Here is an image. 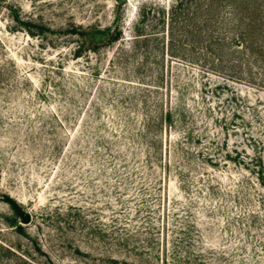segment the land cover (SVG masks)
Here are the masks:
<instances>
[{
    "label": "rangeland",
    "instance_id": "374dc122",
    "mask_svg": "<svg viewBox=\"0 0 264 264\" xmlns=\"http://www.w3.org/2000/svg\"><path fill=\"white\" fill-rule=\"evenodd\" d=\"M261 16L0 0V243L34 234L43 264H264V33L236 40Z\"/></svg>",
    "mask_w": 264,
    "mask_h": 264
},
{
    "label": "trees",
    "instance_id": "16d2710c",
    "mask_svg": "<svg viewBox=\"0 0 264 264\" xmlns=\"http://www.w3.org/2000/svg\"><path fill=\"white\" fill-rule=\"evenodd\" d=\"M263 18L264 17L261 16V19H263ZM15 19L20 20L18 18V16H15ZM245 30L242 32L243 33L242 37L236 38L238 44H243V42L246 41V40H244L245 36L247 37L246 38L247 40H248V37H249V39H250V37H253L254 32L259 33V34L261 32L264 33L263 28H260V26H255V25L249 26ZM262 43L264 44V41ZM258 46L263 47V45H261V44H259ZM15 209L19 210V208H15ZM15 227L17 228V231L21 232L20 229H22V226L20 224H15ZM27 235H28L27 240L25 242L26 246L24 249L25 253L18 251L19 248L12 245V244H7L5 242L0 243V264H11V262H9L10 258H7L6 261L3 259L4 256L8 257L9 255L11 257L13 256V258H14L13 264H43V262H40L39 258L37 256H35V254H33V252H32L35 249L38 252L43 251V250H41V245L37 240V236L34 234H31V235L27 234ZM33 257H35L36 261L34 260ZM30 259H32V260H30ZM28 260H30V261H28ZM46 261H47L46 264H55V262L53 261L51 256L47 255V253H46Z\"/></svg>",
    "mask_w": 264,
    "mask_h": 264
},
{
    "label": "water",
    "instance_id": "95a60500",
    "mask_svg": "<svg viewBox=\"0 0 264 264\" xmlns=\"http://www.w3.org/2000/svg\"><path fill=\"white\" fill-rule=\"evenodd\" d=\"M119 2H122L123 0H118ZM22 219H23V221H28L29 220V214L28 213H26V214H24L23 215V217H22Z\"/></svg>",
    "mask_w": 264,
    "mask_h": 264
}]
</instances>
